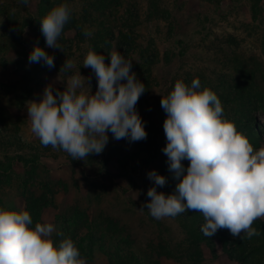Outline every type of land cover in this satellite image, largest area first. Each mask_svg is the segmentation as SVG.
<instances>
[{
  "label": "rangeland",
  "instance_id": "374dc122",
  "mask_svg": "<svg viewBox=\"0 0 264 264\" xmlns=\"http://www.w3.org/2000/svg\"><path fill=\"white\" fill-rule=\"evenodd\" d=\"M64 3L72 7L73 15L57 41L62 51L47 47L41 20ZM26 21L30 24L23 27ZM85 28L93 35L86 37ZM37 44L54 57L55 67L29 64ZM89 50L105 55L106 64L112 51L133 62L132 71L147 89L136 107L148 135L137 144L116 140L109 132L103 153L72 160L66 152L40 143L31 132L27 106L29 101L43 99L50 84L63 90L67 79L79 70L89 78L83 91L94 94L97 77L91 68L83 67ZM233 56H241L249 65L257 59L264 62V0H29L26 6L19 0H0V210H27L26 196L47 193L43 184L52 181L57 192L42 210L40 223L54 224L56 232L63 234L55 237L73 239L86 264H118L120 256L131 252L142 259L141 245L169 243L173 247L186 237L179 220L155 219L146 208L140 210L149 202L147 191L154 186L148 172L162 175L167 166L162 161L167 144L162 96L173 90L177 80L191 85L199 79L202 88L217 94L224 118L238 130L239 109L231 91L238 76ZM67 58L74 68L60 73ZM257 79L254 85L264 88L261 74ZM250 117L252 128L264 134V108L259 102ZM261 147L264 140L257 151ZM34 155L39 163L35 172L30 165ZM167 176L174 179L170 172ZM157 191L164 192L163 187ZM102 213L116 216L127 228L124 234L130 232L141 243H127L123 236L96 226ZM163 260L182 264L174 256ZM201 264L239 263L226 253L207 252Z\"/></svg>",
  "mask_w": 264,
  "mask_h": 264
},
{
  "label": "clouds",
  "instance_id": "9594fccd",
  "mask_svg": "<svg viewBox=\"0 0 264 264\" xmlns=\"http://www.w3.org/2000/svg\"><path fill=\"white\" fill-rule=\"evenodd\" d=\"M19 3L28 5L29 0ZM72 15V7L64 3L41 20L48 48L63 51L57 41ZM84 35L93 33L85 28ZM108 55L110 64L105 63V55L93 50L84 59L83 67L91 68L98 80L94 94L83 91L89 78L79 70L67 79L63 90L50 84L43 99L28 102L31 132L44 147L62 150L72 160H86L90 154L104 152L109 132L116 140L147 139L145 122L136 107L147 89L132 71L130 59L117 51ZM28 62L55 67L54 57L38 44ZM72 68L67 58L60 73ZM162 97L161 108L167 114L163 125L167 144L162 151L179 182L172 194L158 192L167 178L156 170L148 172L154 186L147 191L149 202L140 210L146 208L155 219L199 212L205 221L201 231L207 237L221 229L242 240L259 235L253 223L264 217V147L254 151L235 123L224 118L217 94L202 88L199 79L191 85L177 80L173 90ZM184 160L189 161L187 168ZM32 225L27 210H0V264H86L70 237L57 243L55 236L63 234L56 232L54 224Z\"/></svg>",
  "mask_w": 264,
  "mask_h": 264
},
{
  "label": "trees",
  "instance_id": "16d2710c",
  "mask_svg": "<svg viewBox=\"0 0 264 264\" xmlns=\"http://www.w3.org/2000/svg\"><path fill=\"white\" fill-rule=\"evenodd\" d=\"M42 6L41 10L44 12L45 5L43 4ZM13 20L16 21V18ZM29 24L30 21H26L22 26L25 27ZM231 42H236V39L231 37ZM243 60L241 56H233L231 58V62L236 70L235 75H238L231 90L234 94L233 100L237 103V109H239L236 112L235 118L238 121L237 131L242 133L245 130V136L253 145L254 151H257L259 141L264 140V134L258 129L252 128L251 121L253 118L250 117V113L253 107L257 105V102L264 108V88L254 85V82L258 80V74H261V81L264 84V62L261 60L258 61L257 59L252 65H249ZM224 98L229 100L227 95H224ZM135 143L140 144L139 141ZM89 157L94 158L91 154L88 158ZM162 161L167 165L164 169V173H162V175L167 178V184L163 186V190L165 194H172L179 181L175 178L171 181L167 176L168 172L172 173L169 171L167 156L166 158L164 156ZM28 162H30V160ZM182 163L185 168L189 165V161L187 160L182 161ZM30 165H32L35 172L39 167L38 156H33ZM46 182L43 184V188L45 187L47 193L39 196L35 193H31L29 196H26L27 211H29L32 216L33 225L42 221V210L50 206L55 199L57 191L54 189L52 181L50 183H48V181ZM77 213L79 214V211H77ZM175 217L179 220L186 233V237L183 238L182 241L177 242L173 247L169 243L159 244L158 246L147 244V247H143V245L139 244L141 245L142 259L131 252L125 257L120 256L118 264H164L163 257L171 256L180 260L182 264H201L205 260L207 252L211 253L212 256L226 253L229 260L239 264H264L263 218H259L253 223V227L256 228L260 234L253 236L251 239L245 238L242 240L240 238H234L227 229L218 230L212 237L205 236L201 231V226L205 221L203 215L199 212H185ZM96 221V226L98 225L99 228L111 231L112 234L123 236V240L127 243H141L137 238L132 239L130 232L124 234L127 228L121 226L120 220L114 215L102 213L100 218ZM63 238L65 237H55L57 243ZM79 251L81 257L84 258L80 249Z\"/></svg>",
  "mask_w": 264,
  "mask_h": 264
}]
</instances>
